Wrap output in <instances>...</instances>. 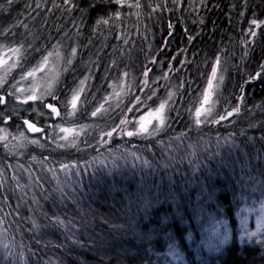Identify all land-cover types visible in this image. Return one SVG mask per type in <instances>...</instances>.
Wrapping results in <instances>:
<instances>
[{
	"label": "rangeland",
	"instance_id": "rangeland-1",
	"mask_svg": "<svg viewBox=\"0 0 264 264\" xmlns=\"http://www.w3.org/2000/svg\"><path fill=\"white\" fill-rule=\"evenodd\" d=\"M211 2L207 11L199 10L193 15L196 31L187 33L188 41L181 43V36H174V32L169 31L163 44L169 48L173 45L174 52L168 68L156 78L157 81L151 78L150 65H146L142 75L134 79H128L124 74L116 76L111 69H100L94 65V57L91 61L87 60L89 55L94 54L89 41L87 46H68L69 42L76 40L70 32V39L63 42V37H57L54 27L39 31L47 19L30 21L23 18L15 21L18 26L16 32H22L23 39L9 30L0 34V59L7 61L0 64V98L4 101L0 105L5 107L2 113L38 110L43 116L45 132L40 135V132L24 130L11 121L3 123L5 125L0 131V136L7 137L0 140V162L5 165L0 169V264H69L56 244V240L62 238L80 241L89 255L100 258L104 255L102 243L119 247L118 243L103 239V236L87 241L88 234L84 229L73 232L77 226L72 222L86 226V217L77 212H100L94 216L95 230L99 231L105 226L107 218L104 212L98 210L99 201L94 197L99 198L103 191L107 197L105 203L117 208L118 204L110 196L119 199L123 194L120 186L125 185V181L122 177H136L138 189L148 188V176L140 170L148 164L153 167L152 180L159 192L165 184L159 171L164 173L168 160L179 165L184 162L188 167L187 173H190L189 179H184L180 192L170 189L168 225L175 228L190 226L185 232L199 238L197 243L200 246L195 250L199 264H208L212 252L224 254L234 242L264 250V231L259 230L258 223L264 217V209L261 208L264 202V100L255 101L252 96L244 95L250 81H245L242 88L233 86L231 89L225 70V63L230 62L228 55L220 56L211 63L202 98L191 115L186 112L182 99L186 85L185 63L191 45L196 35L207 34L201 28L220 13L221 0ZM56 19L61 21L63 17L56 16ZM187 29L184 28V31ZM15 48L20 49L18 54L9 51ZM213 69L216 70L215 77ZM34 70L33 76L27 75ZM81 81L84 82L83 91L80 92L75 114L70 115V101L79 91ZM145 82L150 84L148 95L140 90ZM206 91H211L212 95L210 104L205 107L212 106L213 101L214 106L208 120L197 125L195 110L200 107ZM170 93L174 95L168 100ZM32 94L43 98L29 100ZM137 98L141 103H137ZM165 100L170 110L166 113V126L160 132L152 136L129 137L122 134L135 130L140 116L154 111ZM47 104L57 107L61 115L51 113ZM101 105L104 106L101 112L92 116L91 113ZM133 105L136 107L133 108ZM129 108L132 111H128ZM137 108L140 110L137 111ZM235 108L240 111L227 116ZM221 116H227V119L219 123L209 122L219 120ZM200 118L204 120V116ZM95 120L100 123L99 126L94 125ZM122 120L131 123L121 125ZM155 123L154 120L153 127ZM61 127L75 128L78 134L63 140L61 137L65 133L60 132ZM113 128L117 131L107 136ZM230 138L238 148L241 143L250 145L253 149L252 164L249 154L235 147L232 140L222 142ZM72 139L76 141L75 146L71 144ZM33 140L38 142L32 143ZM61 144L65 147H60ZM240 153L247 173L244 186L248 194L242 191V171L235 174L232 193L231 186L224 188L218 183L211 193L200 171L202 160L212 159L218 169L227 170V178L231 179L234 174L232 159ZM145 161H148L147 165ZM62 165H68V168ZM124 168H128L129 172H125ZM82 172L83 175L79 176ZM30 176H33L34 182L29 184L28 189L21 186L13 189L17 183L28 181ZM196 177L199 185L194 183ZM173 192L177 203L173 201ZM137 195L144 204L155 194L146 191ZM145 209L149 211L153 208L149 206ZM192 216L196 218L194 221ZM57 218L63 224H57ZM108 225L115 226L111 220H108ZM141 226L146 228V225ZM191 226L203 230L200 237L190 229ZM217 227L221 234L228 236L226 242H220ZM253 232L257 235L250 236ZM187 248L186 243L176 245L175 251L181 258L172 256L169 264H196L191 256L185 254ZM112 251L118 252L116 249Z\"/></svg>",
	"mask_w": 264,
	"mask_h": 264
},
{
	"label": "trees",
	"instance_id": "trees-1",
	"mask_svg": "<svg viewBox=\"0 0 264 264\" xmlns=\"http://www.w3.org/2000/svg\"><path fill=\"white\" fill-rule=\"evenodd\" d=\"M130 3L131 0H124L121 4H117L116 0H12L9 5L7 0H0V34L5 33L4 30L15 33L18 26L14 22L18 19H47L39 31L54 27L53 30L58 33L57 37H63V42H67L71 34L76 40L69 42L68 46H87L89 41L94 54L89 55L87 60L91 61L94 57V65L100 69H111L116 72V76L128 73V79H134L142 75L146 65H150L151 78L157 81L156 78L168 68L174 52L173 45L169 48L163 44L169 31L172 30L174 36H181V43L188 41L187 33L196 31L193 15L199 10L207 11L212 2L132 0V4ZM220 4L218 16L210 18L201 28V31L207 34L196 35L186 58V85L182 99L189 115L202 98L211 63L220 56H229L230 62L225 63V70L231 89L233 86L242 88L245 81H250L244 95L252 96L255 101L264 100V0H221ZM56 16L63 17V20L56 19ZM101 18L108 20V23H98ZM13 25L15 27L11 29ZM34 28L35 25L31 32ZM16 37L24 38L22 32H16ZM140 90L146 91L145 95H148L151 91L150 84L141 85ZM93 123L100 125L97 120ZM231 140L237 147L231 138L222 142ZM238 149L249 154L252 164L253 149L250 145L241 143ZM166 162L169 163L164 168V173L159 171L161 180L165 183L159 192L157 184L152 180L153 167L148 164L145 168L140 167L141 173L148 176V188L138 189L136 177H122L125 181V185L120 186L123 194L119 199L110 196V199L118 204L117 208L105 203L107 197L103 191L100 192L99 198L94 197L99 201L98 210L104 212L107 218L105 226L99 231L95 230L94 216L100 212L89 214L76 211L86 217V226L72 222L77 226L73 232L84 229L88 234L87 241H94L103 236V239L118 243L119 247L117 249L111 247L110 243H102L104 255L100 258L89 255L83 243L76 244L66 238L57 239L58 250L69 264H169L172 261L169 244L176 246L181 243L188 245L185 254L199 264L195 253L200 246L197 243L199 238L185 232L190 226L175 228L168 225L170 213L167 211V205L170 189L174 188L180 192L184 179L188 178L190 173H187L188 167L184 162L182 165L176 161ZM4 166L0 162V169ZM244 168L243 155L240 153L232 159L231 169L234 174L231 179L227 178V170L218 169L210 158L202 160L200 171L211 193L215 191L217 183L222 184L224 188L231 186L232 193L235 174L243 169L242 191L248 194L244 186V177L247 175ZM123 170L129 172L128 168ZM81 175L83 172L79 176ZM249 176L252 187L251 171ZM169 178L174 181L171 186ZM197 180L196 177L195 185H199ZM33 182V176H30L28 181L17 183L13 189L17 186L28 189L29 184ZM146 191L155 194L150 198V206L153 209L149 211H145V206L137 195ZM173 201L178 202L176 199ZM195 219L193 218V221ZM108 220L113 221L115 226L123 227H109ZM141 225H146V228ZM190 229L198 237L203 233L197 226H191ZM114 249L118 252L112 251ZM253 249L251 244L234 242L224 254L212 252L208 264H264L263 248L252 251ZM78 256L82 257L79 259Z\"/></svg>",
	"mask_w": 264,
	"mask_h": 264
},
{
	"label": "snow or ice",
	"instance_id": "snow-or-ice-1",
	"mask_svg": "<svg viewBox=\"0 0 264 264\" xmlns=\"http://www.w3.org/2000/svg\"><path fill=\"white\" fill-rule=\"evenodd\" d=\"M124 0H116V3L117 4H121L123 3ZM7 3L10 5L12 3V0H7ZM138 6V5H137ZM2 7V6H0ZM118 15V13L116 14ZM98 23H108V20L106 19H103L101 18V20L98 21ZM253 23L255 24L256 22L253 21ZM253 35H255V33H252ZM9 51L13 52L14 54H18L20 52V49L19 48H15V49H10ZM75 51V50H74ZM51 55V54H50ZM7 63L6 60H3V59H0V64H5ZM45 63H47V58H45ZM217 63H219V61H217ZM14 66V65H13ZM262 71H264V69H262ZM34 72H29L27 75L28 76H33L34 75ZM125 76H127V73L124 74ZM213 77H215L216 75V70L213 69V73H212ZM259 75V74H257ZM145 76H147V72H145ZM222 79V78H221ZM83 81H81V87L79 89V91L75 92L70 103H71V108H72V112L69 113L70 115H74L75 114V111H76V108H77V101L80 99V92L83 91ZM146 83V82H145ZM49 87H51V85H49ZM212 88V84H211V81L209 82V89ZM119 95V94H117ZM153 95H155V93H153ZM172 93H170L168 95V100H171L172 98ZM211 95H212V92L211 91H206L204 96H203V101L200 105L199 108H197L195 110V117H196V120H195V123L197 125H200L204 122H206L208 120V117L211 116V112H212V106H214V101L212 102V106H209V107H205V105H209L210 104V98H211ZM43 97H40V96H37L35 94H32L28 97L29 100H37V99H42ZM148 99H151V97H148ZM3 98H0V103H3ZM27 101H25L26 103ZM137 103H141L139 101V98H137ZM46 107L48 109L51 110V113H54L56 116H60L61 113L59 111L58 108H56L53 104H47ZM103 105H101L99 108H97L95 111H93L91 113L92 116H96L98 113L101 112V110L103 109ZM136 105H133V108H135ZM137 111H139L140 109L137 108L136 109ZM169 107H168V102L167 100H165L164 102L160 103L158 108L155 109L154 111L153 110H150L146 115H142L140 116L139 120L136 121V127H135V130H129V131H126V132H122V134H125L129 137L131 136H152V135H156L158 132H160L163 127L166 126V120H167V111H169ZM128 111H132V108H129ZM240 111L239 108H235L233 109L232 112H228L227 113V116H231L233 115V113H238ZM201 116H204V120H202L200 117ZM227 116H221L219 118V120H211L209 122H212V123H219L221 120H224V119H227ZM156 121L155 123V126L153 127V121ZM131 123V121H128V120H122L121 121V125H127ZM25 124L28 126V128L33 131V132H43V129L42 128H37L35 124L31 123L30 121H25ZM2 131V130H0ZM117 129L116 128H113L112 132H108L106 135L107 136H112L113 132H116ZM60 132L62 133H65L64 136L61 137V139L63 140H68L70 136H73L74 134H78L77 133V130L75 128H64V127H61L60 128ZM7 137L6 136H0V140H4L6 139ZM21 138H23V134H21ZM38 141H35L33 140L32 143H37ZM75 139H72L71 141V144L72 146H75ZM60 147H65V145L61 144ZM146 165L148 164V161H145L144 162ZM61 167L67 169L68 168V165H62ZM242 172H243V169H242ZM241 179H243V177H241ZM169 183L170 185L171 184H174V181L171 180V178H169ZM173 199L175 200V193L173 192ZM144 206L145 208L149 207L150 206V202L149 201H145L144 202ZM261 208L264 209V202H262L261 204ZM57 224H63V221L60 220L59 218H57ZM220 223H226L224 221H221ZM259 225H260V228L259 230L260 231H264V217H261L260 218V221L258 222ZM114 228L115 227H123V226H113ZM216 234L218 237H221V241L220 242H226L227 239H228V236L226 234H221L220 233V230H219V227L216 228ZM250 236H256L257 233L253 232V233H250L249 234ZM75 243H81L80 241H75ZM262 243H264V241H262ZM169 249H170V252L169 254L173 256V258L175 259H180L181 257L177 254V252L175 251V246L173 244H169Z\"/></svg>",
	"mask_w": 264,
	"mask_h": 264
},
{
	"label": "flooded vegetation",
	"instance_id": "flooded-vegetation-1",
	"mask_svg": "<svg viewBox=\"0 0 264 264\" xmlns=\"http://www.w3.org/2000/svg\"><path fill=\"white\" fill-rule=\"evenodd\" d=\"M5 110V107L3 108L0 105V130L3 129V126L6 124V121L14 122L15 124L21 126L22 129L28 130V126L25 124V121H30L33 124H36L37 126L43 128V116L42 113L38 110L34 111H21V112H8V113H2ZM2 119V120H1ZM5 123V124H3ZM23 123L25 125H23ZM45 132H40V135H44Z\"/></svg>",
	"mask_w": 264,
	"mask_h": 264
},
{
	"label": "water",
	"instance_id": "water-1",
	"mask_svg": "<svg viewBox=\"0 0 264 264\" xmlns=\"http://www.w3.org/2000/svg\"><path fill=\"white\" fill-rule=\"evenodd\" d=\"M57 108V107H56Z\"/></svg>",
	"mask_w": 264,
	"mask_h": 264
}]
</instances>
